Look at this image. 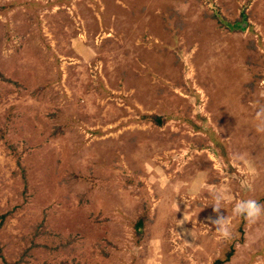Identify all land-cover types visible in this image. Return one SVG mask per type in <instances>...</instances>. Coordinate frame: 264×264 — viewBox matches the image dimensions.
I'll list each match as a JSON object with an SVG mask.
<instances>
[{"label": "rangeland", "instance_id": "obj_1", "mask_svg": "<svg viewBox=\"0 0 264 264\" xmlns=\"http://www.w3.org/2000/svg\"><path fill=\"white\" fill-rule=\"evenodd\" d=\"M260 108L264 0H0V264H264Z\"/></svg>", "mask_w": 264, "mask_h": 264}, {"label": "clouds", "instance_id": "obj_2", "mask_svg": "<svg viewBox=\"0 0 264 264\" xmlns=\"http://www.w3.org/2000/svg\"><path fill=\"white\" fill-rule=\"evenodd\" d=\"M256 130L257 132H264V108H260L256 113ZM251 190L250 185H246ZM226 189L214 191L213 199L206 205H211L213 212L217 213V218L213 221L219 236L225 240H228L232 236V222L238 219H244L249 224L255 223L261 216H264V205H261L257 200L253 198H241L233 201L232 197L226 194ZM177 194L179 189H176ZM231 205L230 216L219 215L220 209H225L226 205ZM205 205V206H206ZM176 211L178 210L177 202L174 204ZM199 209L195 215L200 211ZM192 221L190 214L183 213V220L177 219L176 225L182 224L184 221ZM178 233V232H177ZM180 236V234L178 233ZM181 238V236H180Z\"/></svg>", "mask_w": 264, "mask_h": 264}, {"label": "trees", "instance_id": "obj_3", "mask_svg": "<svg viewBox=\"0 0 264 264\" xmlns=\"http://www.w3.org/2000/svg\"><path fill=\"white\" fill-rule=\"evenodd\" d=\"M145 118H151L153 119L154 121H156L157 123H161V119H160V116H157V115H145L144 116ZM220 143L219 141V138H218V144ZM222 144V143H221ZM3 217V216H2ZM229 258V255L225 257V259ZM223 261L222 260H216V263L218 264L219 262Z\"/></svg>", "mask_w": 264, "mask_h": 264}]
</instances>
